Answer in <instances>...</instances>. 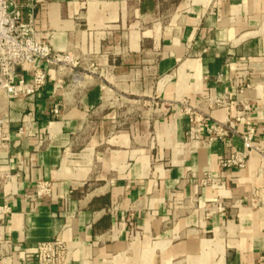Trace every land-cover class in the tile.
I'll use <instances>...</instances> for the list:
<instances>
[{
	"label": "crops",
	"instance_id": "obj_1",
	"mask_svg": "<svg viewBox=\"0 0 264 264\" xmlns=\"http://www.w3.org/2000/svg\"><path fill=\"white\" fill-rule=\"evenodd\" d=\"M34 17L35 38L71 64L46 66L33 96L0 90V167L14 176L0 191V264H34L36 244L58 236L76 245L70 264H258L260 156L240 171L219 162L249 127L264 148V0H45ZM225 91L237 102L209 122L247 104L236 134L188 143L180 104ZM206 173L227 187H201ZM40 181L50 200L32 197ZM221 198L242 204L219 212Z\"/></svg>",
	"mask_w": 264,
	"mask_h": 264
},
{
	"label": "built area",
	"instance_id": "obj_2",
	"mask_svg": "<svg viewBox=\"0 0 264 264\" xmlns=\"http://www.w3.org/2000/svg\"><path fill=\"white\" fill-rule=\"evenodd\" d=\"M44 2L45 0H26L23 5H20L14 0H0V90L10 99L26 98L40 92L47 81L46 66H55L58 71H61L71 64L67 55L53 52L47 43L35 38L34 11ZM24 11H26L25 18ZM19 69L28 78H17ZM235 102H237L236 98L227 91L219 96H210L193 107L187 102H182L180 106L189 117L190 127L186 132L188 143L209 146L215 141L226 140L229 136L236 134L235 124L251 110L247 104L239 103L240 110L234 117L224 122H209L210 110L227 108ZM52 113L58 115L59 110L54 107ZM198 123L206 125L204 140H201L195 132V126ZM22 131L23 129L19 130L20 133ZM253 136L254 130L250 127L240 135L242 149L228 152L223 156L219 162L221 170L244 169L251 154L256 152L261 160L259 176L264 181V148L254 145ZM13 182L14 176L0 167V191ZM199 185L214 190L227 187L225 181L209 173L203 175ZM52 196L53 188L50 183L40 181L35 184L32 194L35 200H50ZM241 204L242 200H231L230 205L223 204L221 198L216 205V210L222 212L226 206L235 209ZM8 214H10V208L6 204L0 205V215ZM4 247V242L0 240V256L9 254ZM75 249L74 243L66 242L59 236L51 241L39 242L35 247L34 264H70ZM258 264H264V257Z\"/></svg>",
	"mask_w": 264,
	"mask_h": 264
}]
</instances>
